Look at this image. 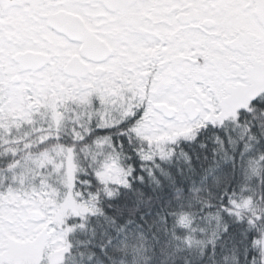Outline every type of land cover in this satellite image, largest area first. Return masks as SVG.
<instances>
[{
	"label": "snow or ice",
	"instance_id": "6c2138e0",
	"mask_svg": "<svg viewBox=\"0 0 264 264\" xmlns=\"http://www.w3.org/2000/svg\"><path fill=\"white\" fill-rule=\"evenodd\" d=\"M0 264H264V0H0Z\"/></svg>",
	"mask_w": 264,
	"mask_h": 264
}]
</instances>
